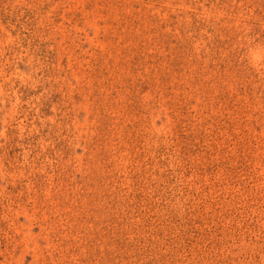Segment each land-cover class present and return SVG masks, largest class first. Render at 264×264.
Returning a JSON list of instances; mask_svg holds the SVG:
<instances>
[{"label":"rangeland","instance_id":"374dc122","mask_svg":"<svg viewBox=\"0 0 264 264\" xmlns=\"http://www.w3.org/2000/svg\"><path fill=\"white\" fill-rule=\"evenodd\" d=\"M0 264H264V0H0Z\"/></svg>","mask_w":264,"mask_h":264}]
</instances>
